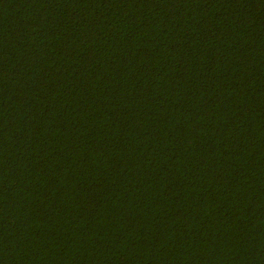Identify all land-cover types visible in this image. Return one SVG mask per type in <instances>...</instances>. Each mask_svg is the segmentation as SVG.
Instances as JSON below:
<instances>
[{
  "label": "trees",
  "instance_id": "1",
  "mask_svg": "<svg viewBox=\"0 0 264 264\" xmlns=\"http://www.w3.org/2000/svg\"><path fill=\"white\" fill-rule=\"evenodd\" d=\"M0 264H264V0H0Z\"/></svg>",
  "mask_w": 264,
  "mask_h": 264
}]
</instances>
